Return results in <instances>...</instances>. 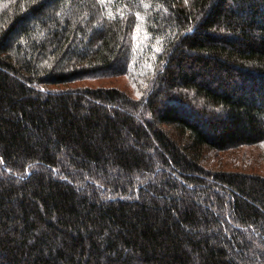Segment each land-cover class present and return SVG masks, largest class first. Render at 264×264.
I'll return each instance as SVG.
<instances>
[{"label":"trees","instance_id":"obj_1","mask_svg":"<svg viewBox=\"0 0 264 264\" xmlns=\"http://www.w3.org/2000/svg\"><path fill=\"white\" fill-rule=\"evenodd\" d=\"M263 140L264 0H0V264H264Z\"/></svg>","mask_w":264,"mask_h":264},{"label":"rangeland","instance_id":"obj_2","mask_svg":"<svg viewBox=\"0 0 264 264\" xmlns=\"http://www.w3.org/2000/svg\"><path fill=\"white\" fill-rule=\"evenodd\" d=\"M82 83L116 86L133 96L139 94L136 83L126 74L88 78ZM205 154L206 158L203 157L202 161L206 166L219 164L224 168L258 172L264 175V140L258 144L242 145L221 151L208 150Z\"/></svg>","mask_w":264,"mask_h":264},{"label":"snow or ice","instance_id":"obj_3","mask_svg":"<svg viewBox=\"0 0 264 264\" xmlns=\"http://www.w3.org/2000/svg\"><path fill=\"white\" fill-rule=\"evenodd\" d=\"M100 2L102 3L103 2V0H100ZM145 7H147V5H145ZM112 14L111 13H109V16H111Z\"/></svg>","mask_w":264,"mask_h":264}]
</instances>
